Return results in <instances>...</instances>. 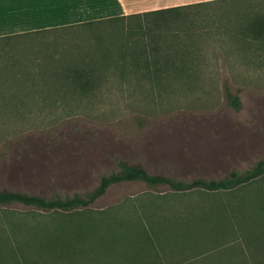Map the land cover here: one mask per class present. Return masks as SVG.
I'll return each instance as SVG.
<instances>
[{
    "label": "rangeland",
    "instance_id": "rangeland-1",
    "mask_svg": "<svg viewBox=\"0 0 264 264\" xmlns=\"http://www.w3.org/2000/svg\"><path fill=\"white\" fill-rule=\"evenodd\" d=\"M137 1L145 7L154 0ZM241 1L249 14L238 5ZM241 1L190 6L177 22L166 20L168 15H145L0 40V191L85 194L102 176L119 171L120 160L186 182L222 179L233 170L252 168L264 158V49L237 38L264 16V0ZM91 14L108 13L63 16L71 21ZM119 26L129 48L104 50L100 36L109 39L113 33L107 32ZM142 49L156 55L169 50L168 65L161 59L157 67H147ZM62 66L83 70L81 80L89 86L53 87L55 71ZM228 91L240 97V110L229 104ZM252 199H264V178L214 193L131 181L111 186L82 212H100V225L119 221L122 227L150 231L172 223L183 228L181 223L193 221L186 218H199L213 208L210 234L197 223L160 230L154 245L116 241L106 257L115 264H249L243 257L249 250L244 232L263 226L254 221L261 213L258 204L246 202ZM219 204L227 209L217 211ZM162 212L176 222H164ZM7 213L47 214L23 205L1 207L0 226ZM87 243L71 247L73 264H100ZM38 245L47 250V244Z\"/></svg>",
    "mask_w": 264,
    "mask_h": 264
},
{
    "label": "trees",
    "instance_id": "trees-1",
    "mask_svg": "<svg viewBox=\"0 0 264 264\" xmlns=\"http://www.w3.org/2000/svg\"><path fill=\"white\" fill-rule=\"evenodd\" d=\"M217 1L224 0H212L207 2L169 7L160 10L134 13L127 16H118L97 21L74 24L71 26H78L83 24L94 25L96 23H102L110 20L121 21V19L126 17L139 19L141 17H144L145 15L157 17L156 19L165 17L164 15H168L166 17V20L170 19L171 22H177L179 20L178 17H183L184 14L182 13H184L188 7L194 5H205ZM230 1L240 2L241 0ZM242 4L243 2L241 1L238 5L245 7V10L247 11L245 13L249 14V9ZM133 28L136 29L139 27L134 26ZM48 30L51 29L41 30L37 32ZM107 33H113V36L111 35L109 39L106 34H103L104 37L100 36V43L103 44L104 50L109 52H118L119 50L121 52H125L127 48H129V41L123 37V34H125L124 28L119 26L115 31L110 30V32ZM246 33H248L247 36H245ZM246 33L240 35V37L242 38H237V40H239L241 43L242 40H245L243 43H249L251 48H255V50L259 48L264 49V16L259 18L256 17V21L253 22ZM25 34L30 33L4 36L0 37V40ZM140 52H144L143 55H146L144 59L147 63L146 66L149 68H151L152 65H155L157 67V63H159V60L161 59L165 61L166 66L168 65L167 59L170 54L169 50L166 53L163 52V55H156L153 51L148 54L144 49L140 50ZM151 54L152 57L150 58L149 55ZM88 73L93 74L92 72ZM82 74L85 76V72L83 70L81 72L78 67H76V69H73L70 67L67 68L62 66L60 69L55 71V80L52 82V86H65L66 83H70L67 84V87H70V85L73 84H76L79 89H81V86H83L82 88L88 87L90 82L88 80H86L85 82L82 81ZM152 75L153 72H150L148 75L150 79ZM159 77L160 75L154 72V78L160 80ZM88 78L92 77L88 76ZM227 97L228 102L232 107H234L236 110L241 109L242 102L238 95H233L228 91ZM263 178L264 158L257 161L256 164L246 172L241 173L233 170L228 176H225L222 179L198 178L193 180L192 182L177 180L172 177L163 175H153L138 165H130L125 161L120 160L119 171L102 176L99 185L92 191L85 194H75L73 196L66 197H46L39 194H29L20 191L4 189L0 191V208L10 207L12 205H23L27 208L37 209L47 214L36 213L28 215H17L7 213L6 215L1 216L2 222L0 226V264H73V262L76 263L74 261L75 258L69 253L71 252V247L75 245V242H78L80 244L83 242H88L87 246L88 248H91L89 252L93 255V257L98 258V256H100V264H115L112 259L106 257L107 254H105V251H111L114 247L110 246L112 244L115 245L116 241H118L119 243L131 242L132 244L134 243V245H145L146 247H149L150 245H154L156 243L155 240L158 238V236H155L154 234L158 231L166 229L170 230L171 228L175 231L183 230L184 228L189 229L191 228L189 224H195L194 227H196V223L197 225H201V228H205L203 230L205 234L211 233L208 224L210 223L209 221L213 219L211 215L213 212V208L211 211H202L205 215H201L199 218H186L192 219L193 221L187 220L186 222L184 221V223H181L183 224V226H185L183 228H176L177 223L162 225L161 227L155 228L150 231H135L130 227H122L119 226V221L114 222L113 224L103 223V225H100V223L98 222L100 221V212L97 214H93L85 213L82 211L89 209V206H91L100 197L104 196L108 189L115 184L131 181H141L146 183L150 187L163 185L168 186L171 190L178 192L196 189L214 193L233 191ZM246 202H248L247 204H249L250 202L258 204L257 207L261 210V213L256 219H254V221L257 223V225L263 226L259 229L255 228L257 231L246 230L244 232V236L248 239V251L244 250V247L238 243H234L232 244V246L242 247V252L246 251L243 253V257L246 258L247 261H249V264H264V199H252L250 201L246 200ZM216 208H219V210L217 211L220 212V210L223 208L224 210H226L227 206L219 204ZM201 210L206 209L202 208ZM242 212L243 214L248 215L247 211L245 213L244 210H242ZM251 212L252 213L250 214L254 213L253 210H251ZM164 214L165 213H163L164 222L166 220H170L169 222H176V218L167 215V213L165 215ZM238 214H236L235 216H237ZM255 214L257 213H254L253 215ZM195 215H199V213H196ZM250 218H253L252 215H250ZM16 231H19L18 235L8 234L7 236V233ZM112 235L114 236L110 239V236ZM19 239L23 240H20L21 247L17 246L19 245ZM100 239L104 241L105 247L103 248H100ZM40 242H42L43 245L47 244V250L44 247L38 245V243ZM23 246H25V250L22 249ZM254 261L256 262L252 263ZM151 264H159V262Z\"/></svg>",
    "mask_w": 264,
    "mask_h": 264
},
{
    "label": "crops",
    "instance_id": "crops-1",
    "mask_svg": "<svg viewBox=\"0 0 264 264\" xmlns=\"http://www.w3.org/2000/svg\"><path fill=\"white\" fill-rule=\"evenodd\" d=\"M205 1L207 0L197 2ZM137 2V0H77L76 6L70 7L67 12H58L55 9H52L48 12L38 10L34 14H27L26 11H21L19 6L12 2V0H4L2 22H0V37L34 33L41 30L67 27L74 24L113 18L114 16H127L134 13L173 7L175 5L197 3L192 0H183L182 2L168 4L154 0L153 2L148 1L144 3L146 6L142 7L141 5L139 6ZM75 11H83L85 13H89L90 11L92 13H100V11H102L107 12L108 14H104L103 16H100V14H91V16L84 15L83 18H81L82 16L79 18L75 16L71 21L63 16L64 13ZM43 18L51 20L46 21Z\"/></svg>",
    "mask_w": 264,
    "mask_h": 264
},
{
    "label": "snow or ice",
    "instance_id": "snow-or-ice-1",
    "mask_svg": "<svg viewBox=\"0 0 264 264\" xmlns=\"http://www.w3.org/2000/svg\"><path fill=\"white\" fill-rule=\"evenodd\" d=\"M16 3L21 11L27 14H34L38 10L48 12L55 9L58 12H67L70 7L77 4V0H12ZM4 0H0V22H2Z\"/></svg>",
    "mask_w": 264,
    "mask_h": 264
}]
</instances>
